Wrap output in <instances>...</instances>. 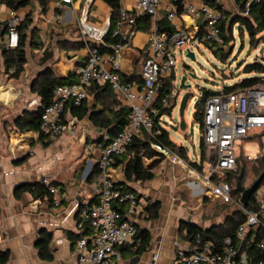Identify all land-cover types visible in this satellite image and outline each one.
Masks as SVG:
<instances>
[{"label":"crops","instance_id":"0c3cea01","mask_svg":"<svg viewBox=\"0 0 264 264\" xmlns=\"http://www.w3.org/2000/svg\"><path fill=\"white\" fill-rule=\"evenodd\" d=\"M57 1L30 0L27 7L16 11L23 18L30 12L33 14L35 30L30 38L33 44L22 77L12 79L7 74L0 77V250L9 254V260L4 264H83L75 253L76 243L83 234L77 228V222L81 209L99 199L100 183L93 173L99 161L100 145L111 139L110 128L95 124L90 112L101 110L103 116H111L119 108L109 91L97 93L91 88L90 98L84 104L88 114L78 117L69 103L65 120L71 126L57 140L49 141L36 131H21L16 125L25 111L37 110L42 105L40 96L32 91V85L42 71L51 67L66 81L79 82L76 67L85 57L79 26L83 10L88 8V22L94 27L111 26L113 9L105 0H92L90 5L88 0H76L74 5L62 9L58 8ZM209 1L229 20L243 15L241 5L235 0ZM119 3L120 12L121 9L130 14L134 12L132 1L119 0ZM10 12L11 9L0 2V21L8 22ZM167 14L165 8L160 9L159 24ZM58 18H61L60 22ZM170 22L176 30L188 31L191 41H200L201 19L195 20L181 11ZM150 27V17H140L138 32L130 46L123 50L121 73L128 81L142 82V67L149 53ZM33 100L37 104H32ZM120 104L125 105L122 101ZM162 126L177 146L185 148V158L180 157L187 165L188 161H200L201 144V151L191 156L182 142L172 139L163 121ZM258 130L259 133H252L249 138L264 136L261 133L264 130ZM150 146L159 153L144 159L145 167L155 173L152 179L126 180L124 165L117 161L111 171L116 180L138 195L141 210L131 219L138 231L149 238L145 249L119 247L118 264H180L176 260L178 248L193 246L187 223L208 229L225 223L236 209V206L229 208L230 204L212 199L206 193L204 183L190 177L186 167L174 163L173 155L166 156ZM205 147L207 159L202 173L208 171L212 160L211 150L206 144ZM39 182L60 188L63 193L60 206L54 204L52 195L26 188ZM224 206L226 210L220 213ZM48 235L46 255L42 256L40 239Z\"/></svg>","mask_w":264,"mask_h":264},{"label":"built area","instance_id":"2783aa9c","mask_svg":"<svg viewBox=\"0 0 264 264\" xmlns=\"http://www.w3.org/2000/svg\"><path fill=\"white\" fill-rule=\"evenodd\" d=\"M76 0H58L57 6L62 9L74 5ZM132 1L134 12L121 9L113 35L119 42L105 43L104 39L110 31V24L98 29L88 22V8L79 17V26L85 42L84 60L76 67L79 82L61 84L55 88L53 102L44 107L41 115V130L49 140H57L66 132L71 123L64 118L68 103L76 107L88 102L92 83L104 85L110 83L117 97L130 109L129 123L107 144L100 145L99 165V199L80 211L77 228L83 232L76 243L77 259L83 264H118L119 247L132 246L138 249L140 239L138 229L131 217L139 214L141 203L135 192L126 190L124 184L116 180L111 171L116 165L117 157L126 152L135 137L146 133L148 142L162 154L171 157L176 164L186 167L187 174L203 182L206 193L214 200L235 201L232 198L230 183L214 178L236 169L237 152L235 142L247 139L250 132L264 130V88L261 86L246 88L231 93L213 95L207 99L204 108L203 137L211 150L212 160L206 173L187 165L185 161L168 148L155 143L161 130L156 126L155 116L158 109L155 103L164 89L167 79L175 72L176 49L182 47L190 35L185 29L173 33L162 31L159 25V11L165 8L167 17L173 21L178 16L179 0H120ZM247 0L243 15L250 13L252 2ZM92 0H88L90 5ZM88 7V6H87ZM183 11L187 16L203 22V39L210 43L224 46L221 22L226 14L210 5L207 0H185ZM182 11V12H183ZM149 15L148 57L142 67V82L124 81L122 77L123 50L130 46L138 32V19ZM24 18L11 10L8 25L7 42L9 46L19 44V25ZM61 21V18H58ZM129 27L128 29H126ZM109 50L102 52L100 46ZM168 96L163 99L166 104ZM37 104L36 100L31 102ZM53 196L54 204L61 205L63 193L56 185L47 184ZM261 211L248 210L241 200L237 206L245 210L247 219L240 226L236 237H226L223 246L212 240H205L197 234L191 248L179 247L176 260L180 264H248L247 253L242 246L251 228H264V186L253 194ZM123 208L124 212L121 211ZM263 214V216H261ZM88 230V233H85ZM264 251V237L258 243ZM258 264H264V259Z\"/></svg>","mask_w":264,"mask_h":264},{"label":"trees","instance_id":"16d2710c","mask_svg":"<svg viewBox=\"0 0 264 264\" xmlns=\"http://www.w3.org/2000/svg\"><path fill=\"white\" fill-rule=\"evenodd\" d=\"M105 1L112 7L113 15L110 31L105 37L104 41L105 43H116L119 42V38L114 36L113 32L115 30L116 23L120 17V3L119 0ZM184 1L185 0H179V2L177 3L178 12L183 11ZM207 1L212 6H214V3L209 0ZM235 1L241 5L242 11H245L247 0ZM0 2L14 11H18L22 8H25L30 4V0H0ZM238 22L240 23L239 30L242 33L246 31L250 37V41L255 40L259 33L264 32V0L252 2L250 7V13L247 16L241 15L233 20H229L226 15V18L223 19L221 22L222 35L224 37L225 44H228L235 39L233 36V28ZM8 25L9 22L0 21V77L2 76V74H7L12 79H19L25 72V65L28 62L29 48L33 44L32 40L30 39L31 34L35 30L33 14L31 12L28 13L22 23L19 25L18 29L20 33V39L19 44L16 47L9 46L6 40V36L8 34ZM159 25L162 31H168L169 33H173L176 31L175 26L171 24L167 17L164 18ZM203 35L204 32L203 30H201L199 34L200 41L205 42L209 47H211L214 52V55L217 58H219L221 61H226L230 57L232 51L225 52L223 46L205 41L203 39ZM83 44H85V42ZM100 48L102 52L109 50L108 48H105V46L102 45L100 46ZM244 69L245 72L255 73V75L253 77L245 78L234 85L225 86L221 91H215L206 88L203 89L202 96L199 98L196 104V111L194 113L196 121L200 124L201 131H203L204 129V108L208 98L213 95L224 93L227 94L256 86H261L262 88H264V60L253 61L251 63H248L245 65ZM174 74L175 72L170 76L169 79H167L165 87L163 90H161L160 95L155 103V107L158 109V114L155 116V122L156 126L161 130V132L156 136L154 141L157 145L161 146L162 148H168L177 155L185 158V148L177 146L170 139L169 132L162 126V117L166 114L165 111L167 110L166 104L163 102V99L168 96V93H170L174 86ZM122 77L124 81H128L126 78H124L123 75ZM69 83L74 82H68L66 81V78L57 76L53 68L51 67L42 71L32 85V91L40 96L42 105L38 107L37 110L25 111L23 115H21L16 121V125L18 126V128L21 131H36L43 136L41 130L42 111L44 107L50 105L53 102L55 88L58 85ZM91 88L97 93L102 91H109V93L115 97L114 102H116L119 106V108L115 110L113 112V115L111 116H103V111L101 110H93L90 112L91 119L95 124H99L100 126L105 128H110L111 139H113L129 123L130 109L127 106L120 104L121 100L117 97V94L110 83H106L104 85L92 83L90 86H88V90H90ZM70 104L72 105V112L78 117L81 118L88 114V108H86L84 104L79 107H76L71 102ZM147 138L148 135L146 133L135 137L132 143L127 147L126 152L117 157V164L124 165L126 180L145 181L152 179L155 176V173L152 171L151 168L145 167L144 159L152 158L158 155L159 153L150 146V144L147 142ZM110 140H108L105 144H107ZM201 147L202 156L199 162L186 160L192 168L197 169L200 172L203 171V165L207 159V155L205 152L206 147L204 137H202L201 140ZM247 159L248 156L239 155L237 158L236 169L222 174V180H225L230 183L232 198L235 201L236 205L242 197V192L238 190V180L241 173L243 172L242 186H244L245 188H249L264 172V155L255 160ZM248 170L256 174L257 177L249 186H246L244 184V180ZM93 175H95L96 177H98L99 175L98 164ZM124 186L126 190L132 191V189L126 184H124ZM262 186H264V180L260 187ZM26 188L31 191L33 189H36L41 194H50L49 186L44 182H39L35 185H27ZM237 194L239 198L235 200L234 197ZM246 208L248 210H254L256 212L261 211L259 205L254 200L253 195L249 205ZM121 211L125 213L123 208L121 209ZM261 216H263V214H261ZM246 219L247 214L245 210L236 206V209L229 214L226 222L218 226H213L208 229H202L196 224L187 223L189 237L193 241L196 235L200 234L205 240H212L221 247L223 246L226 237H236L238 229L242 224L246 222ZM86 232H88V230ZM138 235V238L140 239V245L137 250L145 249L146 245L148 244L149 238L143 232H139ZM263 237V227L251 228L248 232L246 241L242 246L243 250L247 253L248 264H258L260 260L264 259V251H262L258 247V243ZM49 239L50 235L42 237L40 239V244H43V246L40 248L42 256L46 255L47 244L49 242ZM8 260V252L0 250V263L4 264Z\"/></svg>","mask_w":264,"mask_h":264},{"label":"rangeland","instance_id":"374dc122","mask_svg":"<svg viewBox=\"0 0 264 264\" xmlns=\"http://www.w3.org/2000/svg\"><path fill=\"white\" fill-rule=\"evenodd\" d=\"M239 27L240 25H235L233 28L235 39L223 46L225 52L232 51L226 61H221L214 55L211 47L198 40L191 41L189 39L174 53L176 58L174 86L168 93L167 110L162 121L170 131L172 139L182 142V145L189 149L191 156L201 151L202 131L194 113L203 89L221 91L225 86H231L245 78L253 77L255 73L245 72V65L253 61L264 60V32L259 33L255 40L250 41L248 33L246 31L242 33ZM188 51L195 53V60L187 57ZM186 75L188 76L186 85L189 87L181 88V79ZM186 94L191 96L184 109V114L181 116V103ZM182 120L185 122V128H182ZM259 132L260 130L256 129L251 131L250 135ZM261 133L263 134L264 131ZM235 149L238 156H249L247 160H255L264 154V136L237 140ZM256 177V174L248 170L244 184L249 186ZM214 180L221 181L222 174L216 176ZM234 198L237 200L238 194ZM220 202L230 204L229 208L237 206L233 202L228 203L224 200H220ZM225 210L224 206L220 213Z\"/></svg>","mask_w":264,"mask_h":264},{"label":"water","instance_id":"95a60500","mask_svg":"<svg viewBox=\"0 0 264 264\" xmlns=\"http://www.w3.org/2000/svg\"><path fill=\"white\" fill-rule=\"evenodd\" d=\"M187 57L190 58L191 60L196 59L195 53L192 51H188ZM187 78H188V76L186 75L181 79V84H180L181 88L189 87V85H186ZM190 96H191L190 94H186L182 99L181 108H180L181 116H183V114H184V109L186 107V104H187ZM181 123H182V128H185L184 120H182ZM242 177H243V172L239 176L238 190L242 192L241 202L243 203V205L245 207H247L251 201L252 195L260 187V185L262 184V182L264 180V172L249 188H245L244 186H242Z\"/></svg>","mask_w":264,"mask_h":264}]
</instances>
